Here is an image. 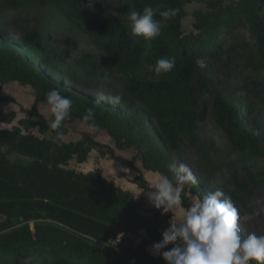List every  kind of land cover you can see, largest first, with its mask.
<instances>
[{"label": "trees", "instance_id": "trees-1", "mask_svg": "<svg viewBox=\"0 0 264 264\" xmlns=\"http://www.w3.org/2000/svg\"><path fill=\"white\" fill-rule=\"evenodd\" d=\"M193 2L205 3L206 10L193 12L196 32L186 34L185 6ZM0 3L9 15L28 8L47 12L48 19L66 20L71 34L84 35L102 53L118 75L127 99L124 107L101 100L95 107V121L87 123L98 126L96 133L106 132L116 148H135L137 152L132 158L121 156L115 147L89 132L76 141L59 138L47 126L48 116L38 108L39 103H46V92L59 89L73 101L70 118L60 129L63 137L72 123L83 121L85 109L98 99L66 88L34 65L28 55L0 41V89L16 81L30 86L35 97L32 108H22L28 116L20 118L18 125L0 127V256L11 264H165L162 255L152 254L151 249L162 240L161 233L170 226L172 214L162 215L155 207L145 211L131 191L106 178L100 168L85 172L68 164L71 160L84 163L97 150L134 168L139 157L145 169L170 177V154L160 147L147 149L148 138L139 133L150 122L172 153L182 157L185 146H196L200 157L197 165L208 173L227 176L231 193L238 197L241 182L227 169L263 157L264 150L254 128H248L241 118L245 111L207 82L196 61L200 54L236 59L243 50L254 52L264 68V0H124L120 19L105 15L91 0ZM147 5L178 10L152 40L132 36L128 27V13L142 12ZM156 19H161L158 14ZM55 29L38 26L22 33L19 41L25 46L41 45ZM247 34L249 39L242 40ZM66 43L71 47L77 44L72 39ZM66 55L61 52L58 58ZM172 57L175 67L171 72L156 80L149 78L152 73L147 65ZM195 74L199 77L197 95L191 85ZM208 103L225 145L215 156L200 143ZM243 104L252 110L248 101ZM16 117L15 110H0V123L10 124ZM13 152L30 160L13 162L8 158ZM257 165L255 162L252 167ZM250 178L256 183L264 181V172ZM135 182L145 191L154 190L148 189L150 184L141 170ZM189 193L199 199L208 194L198 182L184 186L181 205L186 210L193 202ZM120 235L117 252L107 243ZM241 236L246 238L242 232ZM172 247L169 244L162 251Z\"/></svg>", "mask_w": 264, "mask_h": 264}, {"label": "rangeland", "instance_id": "rangeland-1", "mask_svg": "<svg viewBox=\"0 0 264 264\" xmlns=\"http://www.w3.org/2000/svg\"><path fill=\"white\" fill-rule=\"evenodd\" d=\"M91 1L96 3L105 15H109L114 19L122 17L120 11L124 5V0ZM226 1L229 2V0ZM185 9L187 16L183 19L184 32L186 34L196 32L193 28L194 17L192 14L197 9L206 10V4L193 2L187 4ZM37 12L39 14H36ZM38 26H51L53 28L57 27V29L51 33L50 37H45V42L41 45H23L19 41L20 35ZM70 32L71 29L66 25V20L48 19V13L45 11L40 12L38 9L26 8L9 15L0 3V41L8 44L16 51L28 55L34 65L46 71L66 88L105 102L107 101L103 99L104 97L119 94L122 97L119 106L124 107L127 93L121 85L118 75L106 63L102 53L92 47L88 38L82 34L74 35ZM67 39L75 40L76 46H69L66 43ZM244 39H249L248 34L242 40ZM61 52H67V55L58 58V54ZM196 62L198 72L203 74L207 82L222 95L240 105L242 110L245 111L241 114V118L248 128H254L264 150V68L260 65L254 52L241 50L236 59H231L227 55L211 57L200 54ZM198 78L195 74L191 80L195 95H197ZM0 97L2 98L0 101L1 111L15 110L17 113V117L12 123L4 125L8 128L18 125L20 118L28 116V113L23 111L22 108H32L35 99L34 91L30 86L21 85L16 81L6 83L0 89ZM245 101L251 104V111L246 110V105L243 104ZM38 108L45 116L49 117L51 115L47 103H39ZM211 111V104L208 103L205 106L206 120L200 127V143L207 146L209 153L215 156L225 145L223 133L214 122ZM88 126L89 124L84 121H75L69 126L68 133L63 137V140L69 142L82 138L83 134L88 132L86 130ZM139 133L148 138L147 149L160 147L170 154L172 162H182L188 165L195 174L197 182L208 194L220 190L225 196L230 197L241 217L246 214L258 213L252 220L244 221L241 219L240 229L245 237L253 232L257 235L264 234V181L256 183L250 178L251 175L257 172H264V156L259 159H252L248 164H239V166H232L227 169L228 173L235 174L241 182L239 195L235 197L231 193L232 188L227 183V176L217 172L208 173L197 165L200 157L196 152V146H185L181 157L170 151L152 123L148 122L143 125ZM91 134L101 142L115 147L112 138L106 132L96 133L94 131ZM40 136L43 137L41 134ZM119 153L126 158H132L137 154L135 148L119 149ZM8 158L13 162L30 160L14 152L10 153ZM101 162L106 171L118 174L119 170L116 165L118 167L119 165L126 166L108 155H100L98 151H95L92 155L89 154L87 161L84 163L80 164L76 160H71L68 166L80 171H87L100 168ZM255 162L258 165L253 168L252 165ZM137 164L142 167L139 157L136 161ZM137 171L139 172V170ZM153 173L156 174L154 171H147L152 183L157 181L152 175ZM138 201L143 203V200ZM180 207L183 208L182 205ZM183 210L186 211L184 208ZM2 220L3 218L0 216V222ZM0 264L11 263L8 258L0 256Z\"/></svg>", "mask_w": 264, "mask_h": 264}, {"label": "clouds", "instance_id": "clouds-1", "mask_svg": "<svg viewBox=\"0 0 264 264\" xmlns=\"http://www.w3.org/2000/svg\"><path fill=\"white\" fill-rule=\"evenodd\" d=\"M177 9L154 8L147 5L141 11L128 13L129 29L132 36L152 40L161 34L165 23L174 17ZM157 14L161 19H156ZM152 73L150 79H158L171 72L175 67V57L160 58L155 65H147ZM46 103L52 118L45 117L47 126L56 131L59 138H63L60 131L62 123L70 118L73 101L70 97L62 95L59 89H51L45 94ZM108 103L119 105L121 95H112L103 98ZM102 101L85 109L82 119L85 123L95 121V107ZM94 123L89 124L87 131L97 130ZM171 176H163L152 183L146 191L149 202L161 214L170 211L174 214L170 226L162 231V240L152 245L151 252L161 256L166 264H264V234L249 233L242 238L240 221H249L258 213L240 216L237 207L230 197L216 190L206 194L202 199L194 200L188 209L175 219V209L181 205L182 192L185 185L197 184V178L191 168L182 163L173 161L169 165ZM145 192V191H142ZM141 193V192H140ZM169 244L173 247L164 250Z\"/></svg>", "mask_w": 264, "mask_h": 264}, {"label": "crops", "instance_id": "crops-1", "mask_svg": "<svg viewBox=\"0 0 264 264\" xmlns=\"http://www.w3.org/2000/svg\"><path fill=\"white\" fill-rule=\"evenodd\" d=\"M51 114V113H50ZM6 123H0V127H3ZM5 127V126H4ZM114 147V146H113ZM115 150L117 152V154L119 153V149L115 147ZM95 151L97 150H93L90 154L92 155V153H94ZM120 154V153H119ZM121 155V154H120ZM102 159V158H100ZM82 164V163H80ZM123 164V163H122ZM119 165V164H118ZM126 165V164H124ZM128 165L126 166H120L119 167L116 165L117 169L119 170V174L118 173H113V172H109V171H106V169H104V166H103V163L101 162V165H99L100 169L102 170V173L103 175L112 180L116 185L120 186L122 189L124 190H128V191H131L133 192V194H135V198L136 200H143V204H144V208H145V211L149 208H152L154 207L148 200V197L146 195V191L144 189H142L136 182H135V178L136 176L139 174V172L137 170H141L142 173L144 174L145 178L148 180L150 186L152 184L151 182V178L148 177V174H147V171H152V170H147L143 167H140L138 164L136 165L135 168H130L129 166L127 167ZM95 169V168H94ZM93 170V169H91ZM89 171V170H87ZM85 171V172H87ZM155 172V171H154ZM152 175H154V177L158 180L160 178H162L163 176L156 172L153 173ZM142 191H145V192H142ZM141 192V193H140ZM190 197L192 199V201L196 200V199H199L197 197V195H194V194H190ZM138 198V199H137ZM183 207V206H182ZM184 208V207H183ZM183 208H181L180 206L175 209V219L178 220L179 216L182 215L185 211L183 210ZM185 209V208H184ZM186 210V209H185ZM170 214H172V216L174 215L171 211L169 212ZM141 233L143 234V232L141 231Z\"/></svg>", "mask_w": 264, "mask_h": 264}, {"label": "built area", "instance_id": "built-area-1", "mask_svg": "<svg viewBox=\"0 0 264 264\" xmlns=\"http://www.w3.org/2000/svg\"><path fill=\"white\" fill-rule=\"evenodd\" d=\"M121 243H122V235L118 236L111 242L107 243V245L109 246L110 249L119 252L121 248Z\"/></svg>", "mask_w": 264, "mask_h": 264}]
</instances>
